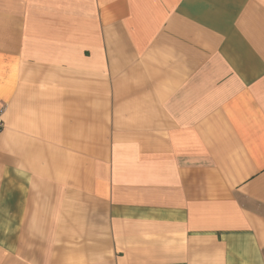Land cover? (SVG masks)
Here are the masks:
<instances>
[{
	"label": "crops",
	"instance_id": "0c3cea01",
	"mask_svg": "<svg viewBox=\"0 0 264 264\" xmlns=\"http://www.w3.org/2000/svg\"><path fill=\"white\" fill-rule=\"evenodd\" d=\"M0 264H264V0H0Z\"/></svg>",
	"mask_w": 264,
	"mask_h": 264
},
{
	"label": "built area",
	"instance_id": "2783aa9c",
	"mask_svg": "<svg viewBox=\"0 0 264 264\" xmlns=\"http://www.w3.org/2000/svg\"><path fill=\"white\" fill-rule=\"evenodd\" d=\"M3 129V122H2V119L0 117V131Z\"/></svg>",
	"mask_w": 264,
	"mask_h": 264
}]
</instances>
